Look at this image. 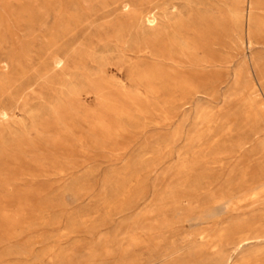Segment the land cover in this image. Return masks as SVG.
<instances>
[{
  "label": "rangeland",
  "instance_id": "374dc122",
  "mask_svg": "<svg viewBox=\"0 0 264 264\" xmlns=\"http://www.w3.org/2000/svg\"><path fill=\"white\" fill-rule=\"evenodd\" d=\"M228 263L264 264V0H0V264Z\"/></svg>",
  "mask_w": 264,
  "mask_h": 264
},
{
  "label": "bare ground",
  "instance_id": "6f19581e",
  "mask_svg": "<svg viewBox=\"0 0 264 264\" xmlns=\"http://www.w3.org/2000/svg\"><path fill=\"white\" fill-rule=\"evenodd\" d=\"M146 21L150 24V25H155L158 21V17L157 14L154 10H150L147 12L146 14ZM170 23V22H169ZM197 44V43H196ZM62 61V59L58 60V63H60ZM94 92V91H93ZM3 114H6L5 112H3ZM203 179V178H202ZM205 180V179H204ZM210 182V181H208ZM198 187V186H197ZM200 187V186H199ZM206 187V186H205ZM138 194H127L124 195L122 198L120 199V203L118 205V213L123 212V211H127V210H131L135 205L130 203V199L132 198H137ZM168 198H172L175 199L177 202H185L188 204H191L195 199H197L199 197V194H197L196 192H183L182 194H178V193H169L167 195ZM110 202V201H109ZM113 204V203H112ZM233 205V204H232ZM230 209V208H229ZM232 209V208H231ZM106 223V222H105ZM234 235H232L230 237V239L232 240V243L238 247L240 244H244L245 242H247L248 240H250V236H248L246 233L245 234H241L238 230V228L234 229ZM239 248V247H238ZM231 258V257H230ZM232 263V262H231ZM229 264V263H228Z\"/></svg>",
  "mask_w": 264,
  "mask_h": 264
}]
</instances>
